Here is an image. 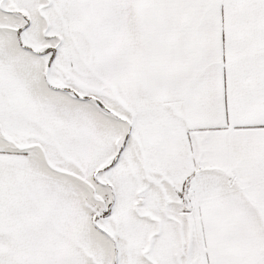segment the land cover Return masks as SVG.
Returning a JSON list of instances; mask_svg holds the SVG:
<instances>
[{
  "label": "snow or ice",
  "instance_id": "snow-or-ice-1",
  "mask_svg": "<svg viewBox=\"0 0 264 264\" xmlns=\"http://www.w3.org/2000/svg\"><path fill=\"white\" fill-rule=\"evenodd\" d=\"M0 264H264V0H0Z\"/></svg>",
  "mask_w": 264,
  "mask_h": 264
}]
</instances>
